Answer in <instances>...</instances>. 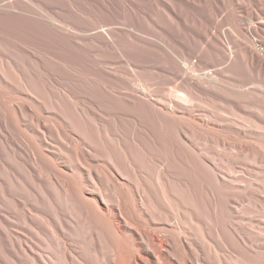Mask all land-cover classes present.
Segmentation results:
<instances>
[{"label": "bare ground", "instance_id": "obj_1", "mask_svg": "<svg viewBox=\"0 0 264 264\" xmlns=\"http://www.w3.org/2000/svg\"><path fill=\"white\" fill-rule=\"evenodd\" d=\"M2 1L0 19L37 21L76 55L30 37L0 49L57 98L39 104L11 85L23 99L11 104L13 120L0 114V236L12 209L26 225L24 238L2 241L12 263L264 264V182L253 173L264 164V0H214L213 11L183 0H123L121 11ZM71 116L94 141L70 135ZM20 122L40 144L54 140L59 167L25 141ZM12 173L43 188L36 218L31 197L10 188Z\"/></svg>", "mask_w": 264, "mask_h": 264}, {"label": "rangeland", "instance_id": "obj_2", "mask_svg": "<svg viewBox=\"0 0 264 264\" xmlns=\"http://www.w3.org/2000/svg\"><path fill=\"white\" fill-rule=\"evenodd\" d=\"M4 1H7V0H4ZM4 1H2V2H4ZM19 1H25L26 3L28 2L27 4L30 5L31 7H34V9L38 6V3L35 0H28V1L27 0H19ZM39 1H44V2H49V3H57L60 5H66L69 8L73 7L71 9L75 10V11H76L77 7L80 8V7L90 6L92 4V2H97V3L105 4V5L108 4V5L114 6L115 8H117L118 4H119L120 6H119L118 10H120V7L122 8L121 4L123 5V2H122L123 0H108V1L107 0H96V1L95 0H39ZM183 1L186 4H193L197 7L208 8V9H211L212 11L214 10V8L218 7V5H219V4L217 5V3L214 0H183ZM139 3H140V5H143V6L147 5L146 1L139 0ZM179 6H181V8H182L184 5L180 4ZM81 11L82 10L77 11V15L79 16V18L81 20H84V21H91L92 20L93 17L91 15H89V13H87L85 11L84 12L83 11L81 12ZM84 13H85V15H82ZM184 13L185 12H183V14ZM222 14L224 15V13L222 11H217L216 13L213 14L212 18L220 20L223 16ZM63 16H65L67 18L69 17L71 19L74 18L72 13L69 14L67 12H63ZM85 16H87V17L90 16V18H86ZM140 17L143 21H147V16H145L144 14H141ZM185 17L191 18L192 16L189 13H186ZM75 19H76V17H75ZM32 21L31 20H25V19H19L18 21H15L14 19H0V49L3 51H9L8 43H10L11 39L18 41L16 38L30 37V38H36L37 40L41 41L42 44L43 43L51 44V45L53 44L55 46V49L58 52L69 54L73 58L76 57V55H74L72 53H67V50L65 48H63L59 44L58 41L51 39L48 35L49 33L46 31V29L43 25L37 23V21L36 22L35 21L32 22ZM7 38H11V39L9 40ZM135 51L138 53H141L143 51V49L142 48H136ZM52 67L54 69V66H52ZM66 69L71 70V68L70 69L66 68ZM22 72H24V73H22ZM0 74L3 76L4 80L6 81V83H5L4 81H2L0 79V114L2 117L6 116L9 119L13 120L14 113L12 111L11 104L13 102H15L16 100L21 101L23 99V96H21V94H17L15 91H13L11 89V87H12L11 85L16 86V87L19 86L22 88L25 87L31 96H34L37 98V100L40 102L39 104H41L42 101H43L42 103H46V101L51 102V101L57 100L56 96L52 93V91L47 86L44 85L43 79L31 80V79L27 78L26 76L29 73L25 69H23L22 66H17L13 63H10L7 60L1 58V56H0ZM69 74H71V71H63V75H69ZM28 81H32V82L27 83ZM61 82L63 84L65 83L64 80H62ZM68 82L70 84V87H73V85H75L77 83V81H74V80L68 81ZM263 104H264V102H263ZM44 110L46 111L45 115H49L55 119V120H48V118H46V119H44L45 122L48 125H51L52 127L57 129L59 127V123H57V118L52 116V110L51 109H44ZM37 113H40V112L38 111ZM69 113L71 114V112H69ZM139 116L141 117V119L143 121L148 120L147 116L142 112L139 113ZM70 119H71L70 121L72 122V125H73L72 128L69 129V130H71L69 132L70 135H72V136L74 135L75 138L76 137L78 138V136L84 137V135H85L86 139H89L92 141L95 140L96 132H94L87 124H85L84 122H82L81 120H79L75 116H71ZM9 131L11 133H13V127L12 126L9 127ZM19 131L23 135V138L25 139V141H27L28 143L32 142L36 146H39L42 149L43 153L46 156V161L48 164H52L56 167H59L61 160L58 158L57 144L54 142L53 139H49L48 144L47 143L40 144V142L38 141L36 136L33 134V132L31 130H29L26 126H24V124L21 122H20V126H19ZM68 145H69V143H68ZM66 154L68 156V160L71 161L70 153L66 152ZM104 156H108V154L105 151H103L100 154V157L106 158ZM133 157H134V161L136 163H140L142 160L139 153H137V152L134 153ZM2 158H6V156H3ZM99 162L104 164V162L102 160ZM1 164L3 166L7 165L5 162H1ZM263 171H264V164L263 163L262 164L255 163L253 173L259 174V177L262 178V181L264 182ZM67 172H68V174H70L72 172L71 168L68 169ZM0 175L3 176L2 174H0ZM74 176L76 177V179L79 178L78 174H76ZM11 178L13 181L10 178L7 181L10 184V188L12 189V191L16 195L25 196V197L27 196L28 198L31 197L30 203L27 206V209L29 212L28 214H30L32 217L36 218V215H38V212L41 208V201H42V197L44 195L43 188L41 186L40 187L35 186L30 182L29 183H23L20 181L16 182L14 180L13 173L11 174ZM254 178H256V177H254ZM0 182H1V179H0ZM19 183H21V184H19ZM125 186L129 188V185L126 183H125ZM29 187H30V189H29ZM127 195H128V197H127L128 201L130 200V202H131L133 196L130 193L129 189H128ZM185 198L187 200H190V201L192 200L190 196H188L189 199L187 197H185ZM3 212H5V211H3ZM3 214L6 215V219H9L7 221L10 223V225L7 228L6 232L3 231V233H4L3 236H0V258H1L0 264H13L11 261V258L9 257L8 252L6 251L5 248H3V246L1 244H2L3 239L9 242L11 235L12 236H20L21 238H24V235H25L24 229L26 228V225L24 222V215H23V213H21L20 210L12 209V211H9V213H3ZM6 233L9 235H7ZM35 246L38 250H40V251L42 250V247L40 246V244H35ZM1 251L3 252V254Z\"/></svg>", "mask_w": 264, "mask_h": 264}]
</instances>
